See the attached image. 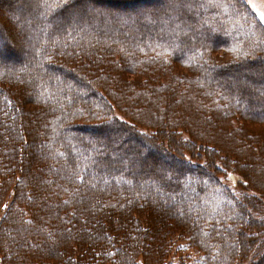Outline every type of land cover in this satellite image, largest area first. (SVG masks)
<instances>
[{
	"label": "trees",
	"instance_id": "1",
	"mask_svg": "<svg viewBox=\"0 0 264 264\" xmlns=\"http://www.w3.org/2000/svg\"><path fill=\"white\" fill-rule=\"evenodd\" d=\"M82 1L25 0L16 9L0 8L25 49L21 61H3L8 34L0 23V119L25 118L20 128L0 123L4 142L19 139L0 147V264H264L259 247L256 260L246 254L254 247L247 234L263 225L248 215L245 199L254 197L236 196L220 179L232 169L246 186L263 190L264 144L251 150L254 138L243 120L259 126L264 110L252 111L247 85L233 89L222 76L252 71L249 83L264 95V24L244 0H172L161 12L149 10L146 0H94L129 8L100 5L91 18L70 11ZM100 41L107 46L94 47ZM94 48L95 61L103 63L93 66L100 70L93 81L111 101L79 74ZM100 50L116 56L103 61ZM218 52L234 58L220 62ZM66 59L72 70L60 63ZM34 102L45 108L32 114L41 121L37 129L28 119ZM89 114L96 123L69 122ZM122 136L163 138L151 146L159 153L171 147L184 167L139 162L137 150L113 146ZM216 144L242 158L231 159L232 167L214 166ZM191 151L204 154L198 171L183 157Z\"/></svg>",
	"mask_w": 264,
	"mask_h": 264
},
{
	"label": "rangeland",
	"instance_id": "2",
	"mask_svg": "<svg viewBox=\"0 0 264 264\" xmlns=\"http://www.w3.org/2000/svg\"><path fill=\"white\" fill-rule=\"evenodd\" d=\"M140 1L141 0L131 1L130 3H131V5H136L139 2V5H141L142 2H140ZM146 1L148 2V3L146 2V4H148L150 6L149 7V10H150L151 8H153V9L154 8H161V6L163 4H166V6H167V5L171 4L170 2L172 0H146ZM24 2H25V0H0V8H6L5 4H8V7L11 6L12 7L11 10H12V9H16L18 4L22 5ZM101 2H103L100 4V5H102V8H105L107 10H111V9L113 10L115 5L123 6V5L127 4V3L126 4L125 3L115 4V3H112L109 1L108 2L101 1ZM133 2H136V3H133ZM244 2L246 3V5L250 9V11L256 15L257 19L259 21H261L259 16L256 13L257 12L264 13V0H244ZM82 3H83V5L78 4L75 6H71L70 11H75L78 13L82 12L83 16L87 17V18L98 17V16H96V15H98V11H100V5L98 2H97V6L94 5V3H95L94 0H83L81 2V4ZM128 4H127V6H124L123 8L128 9L129 8ZM98 5H99V7H98ZM81 6H82V8H81ZM93 6L96 8L98 7V8L94 9ZM162 10H165V9L161 8L160 12ZM71 14L73 15V13H71ZM68 15L69 14L66 15V19H67V22L69 23L72 21L73 18H72V16H68ZM112 17L109 16L110 19H112ZM261 22H263V24H264V21H261ZM0 23H1V26L3 27V29L7 32L6 34H8V35H6V36H8L7 38L4 36L5 37L4 45L7 46V50H6V54L3 55V61H13V60H18V59H19V61H21L23 59V52H24L23 50H25V49L23 47H21V43L18 39L19 37L18 38L13 37V33H14L13 26L10 24V22L5 21L2 18H0ZM15 33H16V35H18L17 32H15ZM89 41L90 40L87 41V44ZM93 43L94 42H91V45H93ZM102 45L107 46V44H105V42L100 41V42H96L94 47H98V46L100 47ZM96 52L97 51L94 48V50H92V53L85 56L86 61H88V63L84 64V66H83L84 68L79 70L80 71L79 74L84 76V79L87 82L91 83L90 85L92 88H95L96 90H99V91L102 90V92L107 97V99L111 101V97L107 94V92H105V86L100 87L96 81H93V79H94L93 77L97 76L96 74H98V72L100 71L99 68H102L101 63H103V62L95 61V59H96L95 53ZM99 52H101L103 55L102 56L103 61L106 58H110V56L114 55V53H115V52H111L110 54L107 55V54L103 53L102 50H100ZM214 55H216V54H214ZM115 56H116V53H115ZM215 57L220 62H227V61L230 62L234 58L233 54L226 53V52H218V54ZM56 61L58 63L60 62L59 60H56ZM62 62L69 69L72 68L70 65L71 60L66 59L65 61H61L60 63H62ZM94 65L96 67L98 66L99 68H93ZM259 66L263 70L264 69V62L261 61L259 63ZM253 68L255 69V67H253ZM100 75H102V74H100ZM253 75H255V73L252 71H247L245 69H238V70H234V71L230 70V71L224 72L222 78L224 81L228 82L229 85H231V87L233 89H236L237 86L242 85V84L247 85V88H248L247 89V97H249L251 99V102H252L251 104L253 106L252 111L254 112V111L264 110V100L260 101L261 98L264 99V95L260 96L256 91L257 89L255 88V84H253V82L249 83V79ZM13 76H14V80L16 81V84L17 83L20 84V78L18 79L15 75H13ZM91 76H92V78H91ZM256 77H258V76L256 75ZM24 78H25V75L21 74V79H24ZM25 90H27V85H25ZM26 97H29V96H26ZM33 104L34 105L32 107H30V111H28L30 113V117H28V119H29V123L34 125V127H36V129H37L39 126H41V121H39L37 118L33 117L32 114L36 113L37 111H40V110L45 111V108L43 109V107H42L43 104H41V102H38V103L34 102ZM2 113H3V111L0 110V116L2 115ZM4 113H5V111H4ZM9 115H10V113H8V115L5 118L0 119V121H1L0 123L2 124L1 127L11 128L12 125L14 124V126L16 125V128H20L22 123H25V118L22 117L21 121H20V119H18L14 122V120H12ZM91 115L92 114H89L86 116L80 115L79 117H72L69 119V122L70 121H73V122L77 121L76 123H83L84 121H86L87 123H92V122L96 123L97 122L96 120H98V119L91 117ZM231 118L235 121V124H239L240 117H239L238 113L232 112ZM262 119L258 118V120H262ZM12 121L14 123H12ZM243 122L245 124H248V126L250 127V130L248 131L249 137H253L254 139L250 140L249 145L251 146V150H255L256 148L260 147L261 144H264V123L261 124V122H263V121H261L259 123V126H252V125H250V123L248 121L243 120ZM143 126L140 127V128H142L141 129L142 131H146L147 133H152L151 129H149L147 127H143ZM135 128H137V126H135ZM113 129H114V126H111L107 133H109V135H110V132L113 131ZM2 130H3V128H2ZM84 130L87 131L93 137H97L99 135V132L95 129L86 128ZM18 133L21 134V129L18 131ZM4 138H6L5 135H3L1 137L2 140L0 141V147L3 148V150H4V148H9L10 144H19L18 137H14L13 141H10V142H4L3 141ZM119 139H117V141L114 140L113 146H116L115 148H117V149H120V148L125 147V146H130L131 148H133L132 150H137L139 153V162H142V161L146 162L149 159H151V161H153V163H155L157 166H159L163 170L170 169L173 164L183 166V164L181 162H179L177 159V157H179V155L176 154L171 147H169V146L165 147V150H167V153H169V155H168L167 153H159V151L157 149H155L154 147L151 146L152 144H156L157 142H160L161 140H163V138L162 139H158V138L150 139L151 143L150 142L136 141V140L131 139L128 136H125V137L122 136ZM214 146H215V144H214ZM216 146L217 147H215L216 148L215 153L211 155L212 160L215 161L214 166H216V164H218V166L220 168L232 167V166H230V165H232L231 159L236 160V159L242 158L241 155L237 156L234 154H232V155L231 154H225V149L222 150L221 146H219L217 144H216ZM238 146L243 147V146H247V145L242 142V143H239ZM260 154L263 155L264 151L260 150ZM224 155H225V157H228V159H227L228 161H226L225 158H223ZM189 156L183 155V157L185 159L191 158V159H189L190 163L195 164L196 166L199 167V168L197 167L195 169H189V170L198 171L197 169H202V167L200 168L199 164H205L204 154L203 155L201 154L198 158V157H195L194 152L191 151ZM145 157H147L148 159H146ZM259 157H261V156H259ZM21 158H23V159L25 158V152L22 154ZM208 158H210V156H208ZM12 161H14V160H12ZM245 162H247V161H245ZM248 166H250V165L248 164ZM137 168L142 169L139 167H137ZM253 169L256 170L255 167ZM259 169H261V167ZM259 169H257V170H259ZM255 172H257V171H255ZM243 175L246 178V180L251 181V176L247 172ZM253 175H255V174L253 173ZM220 176H221L220 179L223 180V183L226 184L231 190H233L234 194L236 196L239 197L241 194L242 195L246 194V195H250V197H254L251 202L247 201L245 199L246 206H248L249 209H251V212H249L248 215H252V217L255 221H259V219H260L259 222H261L263 225L260 227H258V226L256 227V225H255L253 230L251 229L252 230L251 233L247 234L248 242L250 244L254 242V247H252V249L250 247L248 250H246V254L248 253L251 256L250 260L251 259L256 260V258H255L256 254L254 252V248L257 246L260 248V254L262 255V257H264V242L262 243V238L264 236V180L261 183L262 189H263L261 191V187L258 188L256 186L252 185L251 182L248 186H246V183L242 179L241 175L239 173H237V171H234L232 169L227 170V172L225 174H222ZM260 203H261V207L259 208V207H257V204H260ZM0 215H1V213H0ZM240 225L241 224H239V226ZM242 254H243V252H242Z\"/></svg>",
	"mask_w": 264,
	"mask_h": 264
},
{
	"label": "snow or ice",
	"instance_id": "3",
	"mask_svg": "<svg viewBox=\"0 0 264 264\" xmlns=\"http://www.w3.org/2000/svg\"><path fill=\"white\" fill-rule=\"evenodd\" d=\"M256 14L259 16V18H260L261 21H264V13L257 12ZM245 55H247V53H245ZM5 207H7V206L5 205Z\"/></svg>",
	"mask_w": 264,
	"mask_h": 264
}]
</instances>
